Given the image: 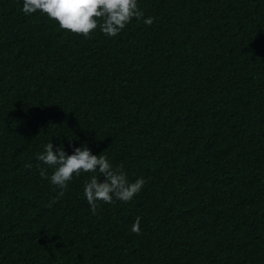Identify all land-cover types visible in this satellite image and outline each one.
<instances>
[{"label": "trees", "instance_id": "trees-1", "mask_svg": "<svg viewBox=\"0 0 264 264\" xmlns=\"http://www.w3.org/2000/svg\"><path fill=\"white\" fill-rule=\"evenodd\" d=\"M21 6L0 0V264H264V0H139L151 25L89 38ZM49 139L146 183L93 213L82 173L49 207Z\"/></svg>", "mask_w": 264, "mask_h": 264}, {"label": "clouds", "instance_id": "clouds-1", "mask_svg": "<svg viewBox=\"0 0 264 264\" xmlns=\"http://www.w3.org/2000/svg\"><path fill=\"white\" fill-rule=\"evenodd\" d=\"M21 11L25 15H46L60 29L85 38L96 30L106 37H116L133 19L142 20L144 25L153 23V17L144 16L139 0H22ZM100 153L94 154L86 141L72 147L71 153L62 143L54 146L51 139L43 144L42 151L35 154V160L39 175L57 191V196L49 201V207L64 196L69 182L82 173H93L83 184L84 199L93 213L100 202H129L141 191L146 183L143 176L129 180L122 165L114 166ZM130 231L140 234V217L134 219Z\"/></svg>", "mask_w": 264, "mask_h": 264}]
</instances>
